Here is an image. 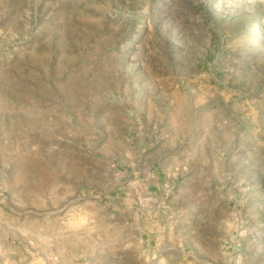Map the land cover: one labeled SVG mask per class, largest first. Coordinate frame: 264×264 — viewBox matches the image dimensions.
Wrapping results in <instances>:
<instances>
[{"label":"rangeland","instance_id":"rangeland-1","mask_svg":"<svg viewBox=\"0 0 264 264\" xmlns=\"http://www.w3.org/2000/svg\"><path fill=\"white\" fill-rule=\"evenodd\" d=\"M0 264H264V0H0Z\"/></svg>","mask_w":264,"mask_h":264}]
</instances>
